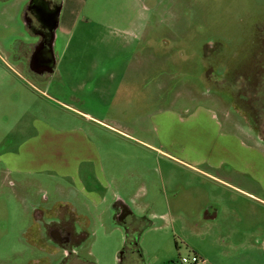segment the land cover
<instances>
[{"label":"rangeland","instance_id":"1","mask_svg":"<svg viewBox=\"0 0 264 264\" xmlns=\"http://www.w3.org/2000/svg\"><path fill=\"white\" fill-rule=\"evenodd\" d=\"M51 2L57 20L44 43L34 0H0V118L6 112L20 128L0 129V157L23 154L36 134L29 122L50 120L65 129H48L27 150L78 182L56 171L22 184L0 161V264H68L70 255L73 264H181L195 254L240 264L214 249L217 239L239 242L241 234L227 239L236 228L264 245V206H245L242 223L221 214L225 226L211 228L204 213L167 205L190 174L155 151L149 130L160 112L186 116L205 105L234 152L244 140L264 154V0ZM12 79L23 86L1 85ZM92 147L100 158L87 171L81 158ZM116 192L133 212L122 220Z\"/></svg>","mask_w":264,"mask_h":264},{"label":"crops","instance_id":"2","mask_svg":"<svg viewBox=\"0 0 264 264\" xmlns=\"http://www.w3.org/2000/svg\"><path fill=\"white\" fill-rule=\"evenodd\" d=\"M1 85L23 86L20 80L16 79L4 80ZM31 90V94L40 99ZM177 111L169 112L170 114L160 112L157 117L163 115H166V117L160 119L159 125L155 123L149 129H153L159 137L157 140L159 145L155 147V151L190 174L187 184L182 183L183 180L177 179L175 188L171 190L176 191V193L167 200V205L173 203L180 210L204 213V222L206 226L211 228L222 227L224 221L219 222L221 214L225 215L230 212L236 213L238 223H242L240 216L244 212L242 209L245 206L251 207L253 210L259 208V205L264 206V197L259 196V194L264 195V154L253 146L248 147L244 140H240L238 144L235 143L238 150L234 152L233 148L235 146L227 141L229 136L222 135L221 131L225 129V125L217 118L215 111L208 109L205 105L197 106L192 112H188L189 114L186 116L180 115ZM7 117L6 112H3L0 121L3 120L4 122L2 121L3 124L0 129H20L18 121L9 122ZM27 129H35L36 132L35 135L29 138L30 141L27 145H36L42 136L47 135L48 129H65V127L54 124L50 120L44 121L34 118L27 125ZM74 129H86V127L79 126ZM214 133L215 135H213ZM23 145H26V143ZM27 145L23 154L22 152L14 154L8 150L0 157L7 176L18 177L19 180L16 181L25 184L24 180L21 181L20 179H28L29 182H32L39 180V177L36 178L38 175H46L57 171L56 173H60L61 178L78 182L72 172H68L70 168L59 172L51 165L45 166L47 162L41 167L39 156H36L33 151L27 150ZM92 148L91 150L94 151L92 156L87 153L83 154L85 156L81 158L86 161L87 171H89V167L97 166L96 159L100 158L99 150L95 147ZM20 149L22 150V147ZM84 150H86L85 146ZM170 151H173V153ZM248 152L253 153V157H248ZM74 172L75 174L78 172L76 167ZM180 183H182L181 187ZM115 198L119 210L121 208V210L126 211V215L131 216L133 212L126 206L121 192H116ZM230 200L238 202L237 208L241 210L235 211L232 207H229L227 202ZM66 205L67 203L61 202L59 206L65 207ZM236 234L242 235L239 242L232 240ZM253 234L254 232L249 233L247 229L244 231L241 228H236L228 235L227 239L232 240L229 244L226 240L217 243L219 240L217 239L214 249L216 247L221 249L218 253L223 259L235 258L240 264H258V261L264 264V245L260 241L254 240L255 237L253 236L255 235ZM200 255L195 254L194 256L204 260V264L209 263ZM74 257V255L69 256L70 259H74ZM70 259L67 262L68 264H70ZM74 261L71 259V264ZM61 262V260H57L55 264ZM220 262V258L216 257L215 263ZM74 264H77V262Z\"/></svg>","mask_w":264,"mask_h":264},{"label":"flooded vegetation","instance_id":"3","mask_svg":"<svg viewBox=\"0 0 264 264\" xmlns=\"http://www.w3.org/2000/svg\"><path fill=\"white\" fill-rule=\"evenodd\" d=\"M55 5L51 2V0H34V6H33V15L35 16V19H39L41 25L39 26L40 35L42 36L43 42L47 43L49 40V33L46 30L48 26L51 24V20L53 18L55 11ZM38 63L40 65H48L50 63L48 59V55L46 52L43 54H39L37 57ZM122 218L126 216V211L122 213ZM64 229H67L66 227H63ZM54 237L58 239V241H61L63 243H68L71 241V238L68 236L65 237L63 233H59L58 235L56 233H53Z\"/></svg>","mask_w":264,"mask_h":264},{"label":"built area","instance_id":"4","mask_svg":"<svg viewBox=\"0 0 264 264\" xmlns=\"http://www.w3.org/2000/svg\"><path fill=\"white\" fill-rule=\"evenodd\" d=\"M181 264H204V260L198 256L183 257L181 258Z\"/></svg>","mask_w":264,"mask_h":264},{"label":"water","instance_id":"5","mask_svg":"<svg viewBox=\"0 0 264 264\" xmlns=\"http://www.w3.org/2000/svg\"><path fill=\"white\" fill-rule=\"evenodd\" d=\"M57 20V13H54L53 18L51 20V24L54 25L56 23ZM120 219H122V216L120 217Z\"/></svg>","mask_w":264,"mask_h":264}]
</instances>
